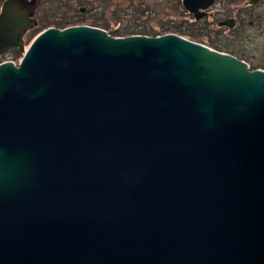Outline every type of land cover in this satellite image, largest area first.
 Here are the masks:
<instances>
[{
	"label": "water",
	"instance_id": "1",
	"mask_svg": "<svg viewBox=\"0 0 264 264\" xmlns=\"http://www.w3.org/2000/svg\"><path fill=\"white\" fill-rule=\"evenodd\" d=\"M33 8L0 12V264H264V70L89 25L25 50Z\"/></svg>",
	"mask_w": 264,
	"mask_h": 264
},
{
	"label": "flooded vegetation",
	"instance_id": "2",
	"mask_svg": "<svg viewBox=\"0 0 264 264\" xmlns=\"http://www.w3.org/2000/svg\"><path fill=\"white\" fill-rule=\"evenodd\" d=\"M4 1L0 4V12ZM21 1L34 6L21 29L25 50L42 32L67 28L62 27L67 22V6L64 5L55 21V15L47 7H41L42 0ZM164 1L176 14L172 24L178 34L203 39L218 47V51L247 63L250 70H264V0H192L188 6L184 0H158L161 5ZM80 9L82 12L88 10L87 7ZM23 55L20 45H13L0 54L1 63L12 61L19 64Z\"/></svg>",
	"mask_w": 264,
	"mask_h": 264
},
{
	"label": "rangeland",
	"instance_id": "3",
	"mask_svg": "<svg viewBox=\"0 0 264 264\" xmlns=\"http://www.w3.org/2000/svg\"><path fill=\"white\" fill-rule=\"evenodd\" d=\"M3 0H0V4ZM67 2L64 4L63 0H42L41 7L50 10L53 15V20L56 21V18L60 14L59 12L64 10V5L69 6V0H64ZM85 1L87 4L84 7H87L91 11L90 15H97L99 21H104L106 26H109L113 29L121 27L122 25H139L144 26L149 24L150 27L154 28L156 31L161 29L162 25L172 23L175 19L176 14L173 12V9H170L169 6L161 5L158 0H81ZM72 5L75 6L76 1H72ZM68 11V10H67ZM87 25V24H83ZM74 26V25H72ZM91 26V25H89ZM70 27V26H68ZM96 27V26H95ZM171 34V33H165ZM182 36L191 41L208 45L203 39H191L185 35L178 33H172ZM164 35V34H161ZM34 41V40H33ZM211 48V47H210ZM214 49V48H212ZM216 50V49H215ZM2 60V59H0ZM17 62V61H16ZM1 63V62H0ZM18 64V62H17Z\"/></svg>",
	"mask_w": 264,
	"mask_h": 264
},
{
	"label": "trees",
	"instance_id": "4",
	"mask_svg": "<svg viewBox=\"0 0 264 264\" xmlns=\"http://www.w3.org/2000/svg\"><path fill=\"white\" fill-rule=\"evenodd\" d=\"M72 1H76L74 3L75 6L72 5L73 3ZM68 2L70 4L67 7V10H68L67 11V22L63 24L62 27L87 24V25H91L94 27L96 26V27L103 28L107 30L112 36H122V37L130 36V35L158 36V35L165 34V33H172V32L178 33L176 32L177 30H176L175 25L172 23H168L166 25L163 24L161 26L162 28L159 29V31H156L154 28L150 27L149 24L144 25V26L122 25L121 27H117L116 29H113L109 26H106L104 21L102 20L99 21L98 17H96L97 16L96 14L90 15L89 13H91L92 10L90 11L88 9L86 12H82L80 8L86 6L87 3L85 1L69 0ZM210 47L216 50H220L218 47H215V46L210 45Z\"/></svg>",
	"mask_w": 264,
	"mask_h": 264
}]
</instances>
